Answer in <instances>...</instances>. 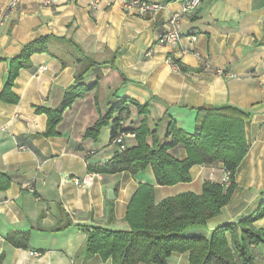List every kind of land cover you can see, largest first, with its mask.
Returning a JSON list of instances; mask_svg holds the SVG:
<instances>
[{"label": "crops", "instance_id": "1", "mask_svg": "<svg viewBox=\"0 0 264 264\" xmlns=\"http://www.w3.org/2000/svg\"><path fill=\"white\" fill-rule=\"evenodd\" d=\"M0 0V92L8 60L31 41L45 36L70 40L51 43V51L30 56L11 91L16 102L0 99V172L9 178L0 191V264H111L84 254L86 231L129 229L127 205L139 184L154 188V201L191 191L223 175L220 161L195 164L191 180L158 185L150 166L131 173L112 171L118 153L112 122L96 136L85 133L122 98L145 105L138 114L128 105L122 126L135 129L145 119L163 143L169 122L192 131L195 109L233 107L249 114L243 127L246 152L234 175V189L221 212L187 237L208 238L213 228L251 215L264 200V0H201L182 12L185 0H139L158 8L125 11L124 0ZM178 13V27L170 18ZM176 29L178 40L159 44L157 36ZM84 57L95 67L84 73ZM89 90L74 100L46 136L47 115L57 109L75 83ZM149 141V138H148ZM127 146L135 145L131 133ZM181 160L182 145L167 151ZM89 173L88 183L75 184ZM108 190L113 191L109 198ZM261 242L254 264H264V215L255 220ZM38 255H33L32 252ZM189 252H173L165 264H187ZM142 264V263H139Z\"/></svg>", "mask_w": 264, "mask_h": 264}, {"label": "trees", "instance_id": "2", "mask_svg": "<svg viewBox=\"0 0 264 264\" xmlns=\"http://www.w3.org/2000/svg\"><path fill=\"white\" fill-rule=\"evenodd\" d=\"M64 42L74 46L70 40L61 37H40L26 44L21 52L8 60L7 77L0 92L3 101L16 102L11 91L19 69L25 66L34 53L50 52L51 43ZM83 73L95 67V63L84 57ZM82 73L66 90L62 104L57 109L38 108L36 111L47 115L45 135H53L54 127L61 119L62 112L71 106L75 99L83 96L89 87L79 83ZM135 107L138 114L145 113L132 99L122 98L110 110L98 117L89 127L85 137L96 136L103 125L112 122L111 138L117 133H131L135 145L126 146L108 163L111 170H128L136 173L150 166L158 185H172L191 180L189 169L195 164L220 161L229 171L230 183L206 181L200 194L191 191L154 201V188L149 184H139L127 205L124 220L129 229L112 231L93 227L86 231L84 254H98L111 264H165L173 252H189L187 264H254L253 247L261 242V231L254 227L255 220L264 215V200L249 216L234 222H227L213 228L208 238L187 237L185 234L196 228H205L207 220L221 212L232 195L236 168L243 158L247 144L243 127L249 114L233 107L216 109L201 107L195 109V122L192 131L176 127L169 122L163 143L155 136L143 119L135 129L122 126V117L115 112H127L128 105ZM149 138V141H148ZM175 145H182L186 156L178 160L167 151ZM9 178L0 172V191L9 184Z\"/></svg>", "mask_w": 264, "mask_h": 264}, {"label": "built area", "instance_id": "3", "mask_svg": "<svg viewBox=\"0 0 264 264\" xmlns=\"http://www.w3.org/2000/svg\"><path fill=\"white\" fill-rule=\"evenodd\" d=\"M200 2L201 0H185L181 11L182 12L193 11L194 9L198 7ZM20 3H21V0H11L9 3V7L14 9L18 7ZM123 8L125 9V11L135 10L138 14H144V13L157 9L158 5L155 3H146V2L139 1V0H124ZM178 17H179V14L176 13L169 20L171 25L174 28L178 27ZM178 38L179 36H178L176 29H171V30H167V31L160 33L156 38V42L159 44L173 43L176 40H178ZM123 138H124V133H120V132L117 133L116 136L113 138V142L115 144H118L119 151H123L127 146L123 142ZM95 177H99V175L94 174V173H89L81 179H75L74 183L77 185L80 183H88L91 180H93V178ZM219 182H221L224 186H227L230 183L229 171L226 170L225 168H223V175L219 179ZM32 254L38 255L36 251L35 252L33 251Z\"/></svg>", "mask_w": 264, "mask_h": 264}, {"label": "water", "instance_id": "4", "mask_svg": "<svg viewBox=\"0 0 264 264\" xmlns=\"http://www.w3.org/2000/svg\"><path fill=\"white\" fill-rule=\"evenodd\" d=\"M107 195L109 198L113 197V191L112 190H108Z\"/></svg>", "mask_w": 264, "mask_h": 264}]
</instances>
